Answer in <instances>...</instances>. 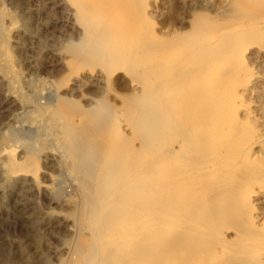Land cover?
<instances>
[{
  "label": "rangeland",
  "instance_id": "obj_1",
  "mask_svg": "<svg viewBox=\"0 0 264 264\" xmlns=\"http://www.w3.org/2000/svg\"><path fill=\"white\" fill-rule=\"evenodd\" d=\"M138 1L140 5L137 4ZM144 2L146 0H0V264H68L72 250L78 243L74 222L77 210L80 209L78 201L80 192L77 188L76 173L69 165L71 157L62 152L64 148L58 140V137H61L60 125L56 123L62 124V120L51 119L49 122L43 116L45 107L50 108L60 102L57 97H64L66 100L64 110L71 113V117L77 115L76 118L72 117L74 123H80L81 125L78 124L80 128H84V132L92 135L93 141H107L112 144V149L122 145L124 141L131 148L135 146L141 156L127 157V160L138 159L133 165L135 168L143 166L148 160L153 161L157 158H161L164 165L170 167L182 166L184 161L192 165L191 160L198 158L199 161L206 157L198 154L192 156L193 159L189 158L191 160L174 163L171 157L162 154L167 150L168 144L173 143H169V139L173 141V137L170 136L172 131L167 129L174 125H166L164 129L155 120L150 128L142 131L139 118L141 114L152 109L143 102L145 94L143 88L152 89L153 85L160 80L170 83L173 80L172 76L181 75L184 77V82L180 88L191 86L189 91L191 96L194 101L202 105L211 102L213 100L211 97L219 96L223 99L228 94L227 88L224 87L225 83H218L219 78L210 83L208 74L199 78L190 76L196 83L191 85L190 81H187L188 76H184L182 70L188 67V69H195L202 62L203 50L199 43L200 35L216 36L221 25L233 23L231 12L224 10V6L230 0H147L146 3ZM139 6L141 9L146 7L142 11L137 9L140 8ZM249 9L253 13L260 10L251 6ZM139 11L145 13H142L143 17ZM136 15H139L141 19L136 18ZM227 17L232 19L228 20ZM249 37L254 38L246 35L238 39L240 49L244 50L241 62L249 66L253 73L245 83L248 87H245L247 92L244 98L252 107H256L254 109H257L256 114L260 117L264 115V50L258 47L256 38L252 41ZM247 38L250 39L249 42L248 40L246 42ZM2 48L6 52L7 61L4 60ZM166 57L169 58L165 59ZM162 62H164L163 67L158 68ZM233 65L234 61L226 62L223 74ZM83 72L94 75L101 72L99 75H104L102 81L104 83L93 87L80 86L74 88L75 91H71V87L75 86V76ZM207 82L211 84V88L209 84L206 85ZM206 87L209 88L206 89ZM70 91L72 93L68 96ZM90 91L93 94H90ZM25 102L28 105L39 106L41 109L37 108L40 112L37 113L39 116L31 115L33 113L29 111L33 108L25 107L27 106ZM87 103L90 105L87 106ZM85 104L87 107L84 106ZM196 107L201 106L196 105ZM94 108L95 111L92 110ZM192 108L195 107L192 106ZM68 110L76 111L78 114L73 115ZM91 111L96 112L93 113L96 115L88 117ZM83 112L85 114L81 117L80 114ZM98 112L102 119L105 118L106 130L102 129L99 133H95ZM48 123L55 124L52 125L54 130L50 133L51 137L54 136L52 138L55 139V143H46L43 146L44 150L36 153L39 156L38 160L36 158V165L42 174L43 172L47 174V178L39 181L41 183L47 181L44 184L51 187L47 191L39 190L38 192L29 182L21 181V183L20 180L12 178L8 164L11 161L22 163L21 159L27 158L25 156L28 154L26 151H29L27 143L32 145L33 142L38 146L37 137L41 139L39 136ZM253 123L247 124L255 127L257 124ZM92 129L93 131H90ZM11 135L12 139L8 138ZM14 137L16 138L13 139ZM164 138H166L165 142ZM163 146L166 149H163ZM141 174L146 179H153L154 176L163 177L160 175L164 173ZM71 178L76 179V183ZM198 179H194V184H208L207 179V182ZM160 208L162 209L163 206ZM137 218L139 217L131 221L134 226L137 224L136 227H141L143 223L140 224L142 221ZM141 218L143 220L146 216L143 215ZM194 219L180 214L177 223L182 229L190 230L199 227ZM158 220L167 221L165 217H158ZM195 220L198 222L197 219ZM168 223L173 226L176 221ZM174 260L173 258L168 264H174Z\"/></svg>",
  "mask_w": 264,
  "mask_h": 264
},
{
  "label": "bare ground",
  "instance_id": "obj_2",
  "mask_svg": "<svg viewBox=\"0 0 264 264\" xmlns=\"http://www.w3.org/2000/svg\"><path fill=\"white\" fill-rule=\"evenodd\" d=\"M137 4L140 5L139 1ZM141 5L143 7V4ZM249 6L260 8V10L253 13ZM219 9L222 10V8ZM224 10L231 12L233 23L229 21V24L221 25L216 36L200 35L199 43L203 50L202 62L196 67L197 69H188V67L182 70L184 76H188L187 81H190L191 85L196 84L192 78H199L204 74L210 76V83L219 78L218 83L224 82V87L228 91L223 99L219 96L211 97L214 101L203 103V105L194 101L189 92L191 86L180 88L184 82V77L181 75L172 76L173 80L170 83L160 80L154 83L152 89L143 88L145 90L143 102L152 109L141 114L139 118L142 131L150 128L155 120L161 127L173 124V127L167 129L172 131L170 136L173 137V141L169 139V143H173L168 144L167 150L162 154L171 157L174 163L186 159L191 160L189 158L198 154L201 157L206 156L202 160L198 161V158L191 160L192 165L184 161L182 166L166 167L161 158H157L153 161L148 160L143 166L135 168L133 165L138 159L127 160V157L141 156L135 146L133 149L124 141L122 145L112 149V144L107 141H93L92 135L84 132V128H80V123L79 125L77 122V125L74 123L72 117L77 116L75 115L77 112L68 110L75 115L71 117V113L64 110L63 106L66 101L64 97H57L60 104L56 103L50 108L45 107L46 109L43 107L45 112L43 116L48 121L62 120V124L54 121L56 125H60L61 137H58V140L64 148L62 152L71 157L69 165L76 173L77 188L80 192L78 198L80 209H75L78 213L76 212L77 217L74 222L78 243L72 250L68 264H168L173 258L175 259L174 264H264V115L259 117L255 111L257 109H254L255 106L252 107L245 101L244 95L247 92L245 87H248L245 83L253 73L249 66L241 62L244 50L240 49V41H238L240 37L250 35L256 38L258 47L264 50V0H230L224 6ZM139 15H136V18ZM250 39L247 38L246 42ZM242 44L244 45L243 42ZM253 45L257 46V44ZM1 51L5 57V50ZM4 60L7 61V57ZM228 61H234V65L226 69V73L223 74ZM163 65L164 62L160 63L158 68H162ZM98 75L88 72L78 73L74 79L75 86L70 90L73 91L74 88L80 86L93 87L104 83L102 82L104 75ZM210 83L207 82L206 85L209 84L211 88ZM199 85L202 86V84ZM196 89L195 85L194 90ZM71 91L70 94H66L71 95ZM26 103H24L27 105L25 107L33 108L29 112H32L31 115L35 117L39 112V106ZM196 105L201 107L197 108ZM92 110L95 111V108ZM91 113L87 116L96 115L93 114L96 112L91 111ZM84 114L83 112L80 116ZM98 116L100 119L96 118L95 133L105 129L106 125L105 118L102 119L99 112ZM77 119L80 120L78 117ZM249 122L257 125L250 127L247 124ZM52 125L48 123L44 126V132L39 134L41 139L37 137L38 146L33 142L32 145L27 143L29 151L26 152L31 156L25 155L27 158L21 159L22 163L11 161L8 164L12 178L20 182H29L38 192L39 190L47 191L51 187L44 184L47 181L43 183L39 181L47 178V174L39 171L36 165V158L39 156L36 153L44 150L43 146L46 143H55V139L52 138L54 136L51 137L50 134L55 124ZM13 136L8 138L12 139ZM118 141L117 143H120ZM141 173H151V175L152 173L153 175L164 173L158 174L163 177L166 173L170 175L166 178L154 176L153 179H146ZM196 178L205 181L207 179L208 184H194ZM75 180L73 181L76 183ZM143 205L145 208L142 209ZM180 214L190 219H197L198 222L195 219L194 221L199 227L190 230L182 229L177 223ZM143 215L146 218L141 220ZM136 217L142 221L140 222V224L143 223L141 227H136L137 224L134 226L132 223L131 220ZM158 217H165L167 221L161 222ZM170 221H176V224L170 226L168 223Z\"/></svg>",
  "mask_w": 264,
  "mask_h": 264
}]
</instances>
